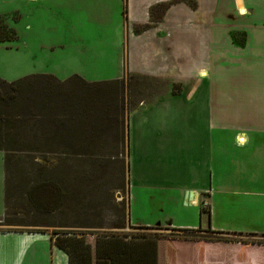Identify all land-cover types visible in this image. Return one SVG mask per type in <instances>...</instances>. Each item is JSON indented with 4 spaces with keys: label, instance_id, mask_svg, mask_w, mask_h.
<instances>
[{
    "label": "rangeland",
    "instance_id": "1",
    "mask_svg": "<svg viewBox=\"0 0 264 264\" xmlns=\"http://www.w3.org/2000/svg\"><path fill=\"white\" fill-rule=\"evenodd\" d=\"M129 6L130 0H0V15L7 16L18 33L17 40L0 46V73L9 78L7 82L40 74L61 81L77 75L91 83L119 78L129 82L126 42L120 35V27L128 26ZM234 34L244 40V33ZM220 35L222 39L223 30ZM165 89L166 83L159 80L133 81L123 96L120 93L123 108L105 107V115L102 112L99 117L98 110L82 125L83 135H45L50 132L41 118L5 126L8 135H0L5 142L0 147L10 150L8 207L0 222L8 224H0V231L45 235L46 259L62 264H197L203 242L264 243V234L156 227L177 213L169 187L148 189L141 202L131 201L132 223L128 221L127 117L141 102ZM162 105L169 104L164 100L159 108ZM112 117L118 118L117 123L113 124ZM148 137L143 140L147 152L141 165L148 166L143 170H149L151 161L164 168L166 177L173 172L181 176L188 158L181 141L171 145L167 144L169 136L157 135L158 147L151 156ZM162 179L165 186L168 179ZM38 184L43 187L42 212L28 197ZM142 186H150L149 180L135 185L130 197ZM205 205L207 209L209 203Z\"/></svg>",
    "mask_w": 264,
    "mask_h": 264
},
{
    "label": "crops",
    "instance_id": "2",
    "mask_svg": "<svg viewBox=\"0 0 264 264\" xmlns=\"http://www.w3.org/2000/svg\"><path fill=\"white\" fill-rule=\"evenodd\" d=\"M128 13V26L120 27L127 75L166 83L163 94L127 117L128 221L131 201L141 202L148 189L169 187L177 213L156 227L264 234V0H130ZM235 32L244 40L235 41ZM164 100L169 105L159 108ZM145 135L151 156L157 135L169 136L167 144L181 141L188 155L181 176L166 177L151 161L143 170ZM147 179L150 186L131 198ZM5 186L0 152V219ZM46 241L45 235L0 231V264H62L46 259ZM205 243L210 252L202 256L201 243L197 264H264V244Z\"/></svg>",
    "mask_w": 264,
    "mask_h": 264
},
{
    "label": "trees",
    "instance_id": "3",
    "mask_svg": "<svg viewBox=\"0 0 264 264\" xmlns=\"http://www.w3.org/2000/svg\"><path fill=\"white\" fill-rule=\"evenodd\" d=\"M177 1L180 0H175V2ZM155 13L154 10L153 14ZM7 20V16L0 15V45L18 39L17 31ZM232 37L235 41H239L236 34H233ZM129 79V82L122 79L91 83L77 75L67 81H61L51 74L31 75L15 82H7L0 78V135H8V130L5 127L8 124H13V122L16 124L15 121L17 120L20 121H17L18 123H23L28 119L36 120L35 118H41L40 121L44 120V122H47L45 123L46 130L47 133H50L45 135H83L82 131L84 127L82 125L88 120L87 118L96 115L98 110H100V113H98L99 117L105 107L107 109L112 107L116 111L123 108V97L120 99V93L123 96L125 88H130L133 81L138 82L148 79L157 81L154 78L140 76H131ZM131 80L133 81L131 82ZM173 91L176 92V88ZM14 109H18V111L12 113ZM114 121L117 123L118 118L112 117L113 124H115ZM20 125L24 126V124ZM1 142L5 143L0 137V144ZM9 151L0 147V152L4 154L6 185V173L9 170L7 168L10 162V159L7 157ZM39 185L32 188L28 197L32 206L37 211L42 212V202H40L42 197H40V194L43 187ZM6 193L7 189L5 191V206L7 208L8 200L6 199ZM6 223L8 224L7 220L0 222V224L7 225ZM171 230L187 231L179 229ZM57 234L59 233H55V235ZM258 244L264 243L259 242ZM59 246L67 250V254L69 253V249H66L65 246ZM206 251L210 252L206 248V243L203 242L202 256L209 254Z\"/></svg>",
    "mask_w": 264,
    "mask_h": 264
}]
</instances>
